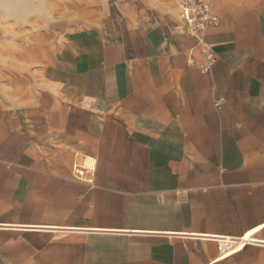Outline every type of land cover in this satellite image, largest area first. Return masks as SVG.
Here are the masks:
<instances>
[{"label":"crops","instance_id":"obj_1","mask_svg":"<svg viewBox=\"0 0 264 264\" xmlns=\"http://www.w3.org/2000/svg\"><path fill=\"white\" fill-rule=\"evenodd\" d=\"M174 6L1 56L0 264H264V0H214L208 72Z\"/></svg>","mask_w":264,"mask_h":264},{"label":"rangeland","instance_id":"obj_2","mask_svg":"<svg viewBox=\"0 0 264 264\" xmlns=\"http://www.w3.org/2000/svg\"><path fill=\"white\" fill-rule=\"evenodd\" d=\"M114 0H37L34 6L29 10L23 11L19 15H9L0 7V58L9 56L10 51H19L24 49V45L32 43L34 37L42 44L52 43L48 33L56 34L61 26L65 28L66 24L77 23L83 20L88 24H94L102 14L109 8ZM118 1V0H117ZM137 3L146 0H131ZM157 5H166L174 8V0H150ZM38 2V4H36ZM43 5V9L41 8ZM178 13L179 32L180 16ZM57 24V32L52 26ZM59 33V32H58Z\"/></svg>","mask_w":264,"mask_h":264},{"label":"built area","instance_id":"obj_3","mask_svg":"<svg viewBox=\"0 0 264 264\" xmlns=\"http://www.w3.org/2000/svg\"><path fill=\"white\" fill-rule=\"evenodd\" d=\"M179 10L180 30L195 41V47L189 52L188 63L197 66L202 72H208L217 61V55L205 36L212 27L220 24V18L213 8L214 0H174ZM195 49L199 50L203 61L195 63ZM96 161L88 156H78L72 165V175L91 187L95 185ZM221 245V249H226Z\"/></svg>","mask_w":264,"mask_h":264},{"label":"bare ground","instance_id":"obj_4","mask_svg":"<svg viewBox=\"0 0 264 264\" xmlns=\"http://www.w3.org/2000/svg\"><path fill=\"white\" fill-rule=\"evenodd\" d=\"M39 3L41 0H37ZM35 0H0V7L11 15H19L25 10H29L34 6Z\"/></svg>","mask_w":264,"mask_h":264}]
</instances>
